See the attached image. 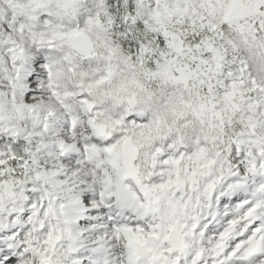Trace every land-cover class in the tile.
<instances>
[{"label":"clouds","instance_id":"9594fccd","mask_svg":"<svg viewBox=\"0 0 264 264\" xmlns=\"http://www.w3.org/2000/svg\"><path fill=\"white\" fill-rule=\"evenodd\" d=\"M0 257L264 264V0H0Z\"/></svg>","mask_w":264,"mask_h":264},{"label":"snow or ice","instance_id":"6c2138e0","mask_svg":"<svg viewBox=\"0 0 264 264\" xmlns=\"http://www.w3.org/2000/svg\"><path fill=\"white\" fill-rule=\"evenodd\" d=\"M33 83H34V85H35V79L33 80ZM0 259H2V257H0ZM8 264H14L13 260H9V261H8Z\"/></svg>","mask_w":264,"mask_h":264}]
</instances>
